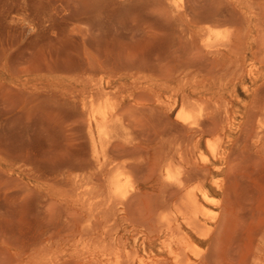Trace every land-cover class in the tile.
Returning a JSON list of instances; mask_svg holds the SVG:
<instances>
[{"label": "rangeland", "instance_id": "374dc122", "mask_svg": "<svg viewBox=\"0 0 264 264\" xmlns=\"http://www.w3.org/2000/svg\"><path fill=\"white\" fill-rule=\"evenodd\" d=\"M0 264H264V0H0Z\"/></svg>", "mask_w": 264, "mask_h": 264}, {"label": "bare ground", "instance_id": "6f19581e", "mask_svg": "<svg viewBox=\"0 0 264 264\" xmlns=\"http://www.w3.org/2000/svg\"><path fill=\"white\" fill-rule=\"evenodd\" d=\"M219 52V51H218ZM231 60V59H230ZM186 70V69H185ZM235 71V70H234ZM233 71V72H234ZM237 71V70H236ZM187 72V71H186ZM228 72V71H227ZM225 73H226V70H225ZM232 73V72H231ZM231 73H226V75L227 74H231ZM189 74V73H188ZM217 74L218 75H216V76H219V73L217 72ZM233 74V73H232ZM181 75V74H180ZM232 76V75H231ZM223 77V76H222ZM229 77V76H228ZM233 78V77H232ZM228 80V79H227ZM223 80H221V82H222ZM224 82V81H223ZM182 91V90H181ZM174 96V95H173ZM192 100V99H191ZM187 101H188V99H187ZM189 101H190V99H189ZM181 102V101H180ZM195 102V101H194ZM189 103V102H188ZM202 104V103H201ZM175 105V104H174ZM174 105H172V106H174ZM204 106V105H203ZM203 108V107H202ZM200 106H198L197 104H187V103H184L183 102V104H182V106H181V109H180V111H179V113H178V115H177V117H178V119L180 120V121H182V123L184 124V127L185 128H187L188 130L190 129L191 131L193 130L194 131V127H196V126H198L199 124H198V118H199V116H200V114L202 113V111H203V109H202ZM204 112V111H203ZM209 112V111H208ZM215 113H216V111H215ZM92 114H93V117L95 118V111L93 110V112H92ZM103 114V116H106V114L103 112L102 113ZM205 114V113H204ZM209 114V113H208ZM211 114V113H210ZM206 116V115H205ZM213 118H214V116H213ZM205 120V119H204ZM210 120V119H209ZM205 123H206V120H205ZM166 125H168V124H166ZM174 126H176V127H180L181 128V126L180 125H175V124H173ZM172 125V126H173ZM206 125V124H205ZM208 125V124H207ZM171 126V125H170ZM173 126V127H174ZM214 126H216V125H214ZM199 127H200V125H199ZM207 127V126H206ZM210 127V126H209ZM168 128V126L166 127L165 126V129H167ZM179 128V129H180ZM211 128H212V126H211ZM210 128V129H211ZM164 129V130H165ZM171 129H172V127H171ZM170 128H169V130L170 131H173L172 133H169V134H176L177 133V130H179L178 128L175 130L176 131V133H175V131L174 130H171ZM173 129H175V128H173ZM195 129H197V128H195ZM200 129H201V127H200ZM210 129H208V130H210ZM206 130V129H205ZM212 130V129H211ZM210 130V131H211ZM181 131V132H180ZM179 132H180V134H183V132H185L183 129L182 130H180ZM183 131V132H182ZM209 131V132H210ZM189 132V131H188ZM198 132H200V130L198 131ZM164 133V132H163ZM168 133H166L165 132V134H167L168 136H169V134ZM196 133H197V131H196ZM206 133H208L207 131H206ZM213 133V132H212ZM215 133V132H214ZM180 134L178 135V134H176L177 136H179V138L181 137L180 136ZM199 133H197V135H198ZM183 135H186V133H184ZM194 135V134H193ZM206 135V134H205ZM211 135V134H210ZM167 136V137H168ZM175 136V135H174ZM192 136V135H191ZM188 137V139H185L184 138V140H186L188 143L192 140V143H193V137L194 136H196V134L194 135V136H192V137ZM207 136H209V134H207ZM193 138V139H192ZM172 139V138H171ZM191 139V140H190ZM188 140H190V141H188ZM167 141V140H166ZM169 141V140H168ZM174 141L175 140H173V144H174ZM177 141H179V140H177ZM176 141V142H177ZM182 141V140H181ZM180 141V142H181ZM183 142V141H182ZM186 142V143H187ZM183 143H185V142H183ZM162 144V143H161ZM165 144V143H164ZM172 144V146H174ZM177 144V143H176ZM170 145H171V143H170ZM188 144H186V146H187ZM193 145V144H192ZM162 146V145H161ZM166 146H167V144H166ZM177 146V145H176ZM162 147H164V146H162ZM188 147V146H187ZM193 147V146H192ZM166 148V147H165ZM169 148V147H168ZM171 148V147H170ZM175 148V147H174ZM194 148H196V146L194 147ZM208 148H209V151H210V153H211V155H212V157L213 158H216L217 156H218V154H219V149H218V146L216 145V143L215 142H213V141H211V140H209L208 141ZM162 149V148H161ZM176 149V148H175ZM182 148H180V150H181ZM165 150V149H164ZM166 150H167V153H169V151H168V149L166 148ZM166 150L164 151V153L163 154H166L165 152H166ZM178 149H176V151H177ZM175 151V150H174ZM175 151V152H176ZM170 152H171V150H170ZM171 154V153H170ZM169 154V155H170ZM177 153H175V155H176ZM174 158H175V156H174V154H171ZM166 156V155H165ZM167 156H168V154H167ZM166 156V157H167ZM119 157V156H118ZM166 157H164V158H166ZM169 158H171L170 156H169ZM173 158V159H174ZM117 159V158H116ZM166 160H168V157H167V159ZM203 160H206L205 158L203 159ZM128 163H130V161L128 162ZM128 163H127V166H128ZM165 163H166V161H165ZM173 162H169V161H167V164L162 168V171L163 170H166V173H165V176H166V179H167V181H169V182H175V183H177L179 186H184L185 187V184L183 185V183H184V181L183 180H185V179H187L188 180V178H185L186 176H182L183 177V179H181V175L183 174V173H180V172H178V171H176L175 169H174V165L172 164ZM130 164H132V163H130ZM129 164V165H130ZM133 166H134V164H133ZM133 166L131 167V168H133ZM130 166H128V168H129ZM120 168H122L121 166H120ZM124 169V168H123ZM134 169V168H133ZM158 169H160V168H158ZM115 170V169H114ZM128 171H129V169H128ZM184 171V170H183ZM130 174V175H129ZM185 174H186V172H185ZM187 174H189V173H187ZM161 175V174H160ZM130 176H132L131 175V173H130V171L129 172H125L124 170H119L118 172H117V174L115 175V177H114V179L112 180V185H113V187H114V189H115V193L117 194V196L119 195V196H122V197H125L126 198V196H125V191L127 190L126 188H127V186H128V184L130 183V181H131V178H130ZM191 176V175H190ZM191 177H192V179H191ZM190 177V179L189 180H191L190 182L191 183H194L193 182V177H195V176H191ZM185 178V179H184ZM203 178H201V180H202ZM187 180H186V182H187ZM200 180V179H199ZM204 180V179H203ZM203 180L202 181H200V182H203ZM194 181H197L196 179H194ZM198 182V181H197ZM189 183V182H188ZM200 185H201V187H199L198 188V190L197 191H195V190H189L188 192L186 191V193L187 194H185L184 195V197L183 198H185V199H183V200H185L186 201V203L185 204H187V207L189 206V208L191 207V209L193 210V212H195V213H199L200 212V206H199V201H200V198L198 197V194H200V196L202 197V199L204 200V201H208L209 200V194H208V192H206V191H203L202 190V188L204 187V182H203V184L202 183H199ZM170 185V184H169ZM173 186H174V184H172ZM171 185V186H172ZM190 186V185H189ZM183 187V188H184ZM176 188H178V187H176ZM178 190V189H177ZM180 190V189H179ZM182 190V189H181ZM185 190V189H184ZM183 191V190H182ZM118 196V197H119ZM122 200V199H121ZM184 201V202H185ZM183 202V203H184ZM181 213H183V212H181ZM185 215V214H184ZM166 218V217H165ZM187 219V218H186Z\"/></svg>", "mask_w": 264, "mask_h": 264}]
</instances>
